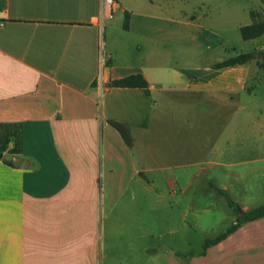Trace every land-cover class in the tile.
Returning a JSON list of instances; mask_svg holds the SVG:
<instances>
[{"label":"crops","instance_id":"0c3cea01","mask_svg":"<svg viewBox=\"0 0 264 264\" xmlns=\"http://www.w3.org/2000/svg\"><path fill=\"white\" fill-rule=\"evenodd\" d=\"M102 1L0 0V139L6 131L18 132L16 151L12 138L0 144V264H264V217L241 224L203 252L204 240L223 232L205 236L202 249L192 252L189 241L180 246L173 230H131L140 215L127 205L134 198L120 194L124 167L126 182L155 188V173H161L170 199H178L187 183L173 170L187 166L184 141L179 147L185 133L165 132L166 124L186 123L195 130L202 108L216 119L229 112L228 124L253 105L256 91L264 88L256 60L213 65L264 50V33L241 38L257 40L251 50L233 48L209 60L198 29L212 8L202 10L195 1L199 15L188 16L170 0H115L113 17L101 19ZM207 2L216 12L209 26L238 32L252 23L251 11L264 8L260 0L257 8L239 9L235 0ZM185 26L197 32L187 36ZM131 74L143 76L149 95L107 86ZM250 80L257 82L254 88ZM255 120L257 134H241L235 143L227 131L194 134L204 137L210 152L202 158L200 149L191 160L210 172L256 163L264 171V102ZM109 121L128 127L131 147ZM164 133L169 142L161 148L156 141ZM220 179L210 173L206 186L232 199ZM235 202L241 211L252 209ZM149 217L143 224L153 226ZM138 237L158 240L139 246Z\"/></svg>","mask_w":264,"mask_h":264},{"label":"rangeland","instance_id":"374dc122","mask_svg":"<svg viewBox=\"0 0 264 264\" xmlns=\"http://www.w3.org/2000/svg\"><path fill=\"white\" fill-rule=\"evenodd\" d=\"M195 1L201 2L204 7L214 8L213 5L207 2V0H170L171 6L175 8L180 7L182 12H186L188 16L191 14L199 15L197 8L194 5ZM259 0H235L234 7L239 9L241 6H249L251 8H257ZM201 6V5H199ZM212 9L208 12V17L204 20L199 21L200 29L199 32L203 31L205 34L204 39V55L209 60L214 58H221L225 56L228 52L234 48L238 51L249 48L253 49L257 45V40L252 42H247L241 40L240 33L236 29H231L228 27H211L207 24L208 19H211L215 15V11ZM259 11L261 18L264 19V8L256 9ZM258 13V14H259ZM183 14V13H181ZM187 36L193 35L197 30L185 26L181 28ZM227 40V41H226ZM264 46V38L261 40ZM182 62V61H179ZM254 66H257V61L254 62ZM257 82L254 80L249 81V87H255ZM256 96L254 104L246 106L242 111H238L233 117V120L227 124V116L229 112L220 115L217 119L212 116L208 108H202L201 113L198 111L197 118L200 119V123L196 124V129L189 127L183 123L179 125L166 124L165 132H184V139H180L179 147L181 149L183 141L186 144V156L185 162L187 166L185 168L177 167L173 170L175 175H177L181 180L186 182L188 186L185 187L181 194L176 195L178 199H174L173 202L170 199V195L166 192V185L163 183L159 176L161 173H155L158 179L155 181L157 188L150 187L144 183H139L135 179L128 178L126 182L125 177L128 176L126 168L123 167L121 178V191L123 199H131L132 202H127V205L132 207V213H136L139 217L133 220L130 229L136 231L138 234L140 232H150L161 234L168 230H173L175 232L174 237L181 240L180 246L189 241L191 244L188 246L186 243L187 250L192 252H198L202 249L201 241L205 236H211L219 234L220 232L226 231L227 227L231 224V218L233 221L236 220L237 213L232 208L227 205L226 199L215 194L212 190L208 189L206 186V177L211 173L217 180L221 178V181H226L228 190L232 195V199L237 202H241L250 208L257 207L264 203V171L259 168V164H241L232 168V171L217 170L214 171H204L200 169L199 164L191 160L190 156L195 157L202 151V158H207L210 149H206L204 137L199 140L195 135L203 134L208 135L214 132H228L229 135L232 133L234 136V143L238 141L241 134H257L259 124L255 120L256 113L262 109L264 97V88L260 91H256ZM251 112V115H250ZM249 114V115H248ZM251 116V117H250ZM192 126V125H191ZM13 130V129H12ZM15 131V130H13ZM160 134H162L160 132ZM170 134V133H169ZM195 134V135H194ZM1 142V141H0ZM169 142V139L163 134V137L156 141V144L162 148L165 144ZM1 144V143H0ZM146 144V141H145ZM126 150L127 149H122ZM123 156V155H122ZM125 157L123 156V160ZM200 158V157H198ZM236 163V161H235ZM160 164V163H157ZM125 166V164H123ZM201 171V172H199ZM199 172V173H195ZM198 174V177H193L189 179V175ZM229 176H228V175ZM240 175V177H237ZM230 177V178H227ZM190 181V183H188ZM157 196H162L161 200L156 201ZM175 197V198H176ZM168 201L170 203L168 204ZM125 203V202H124ZM242 209L241 205H238ZM152 219L153 226L148 224H143L145 216ZM126 228L129 229L127 226ZM138 228V229H137ZM159 237V236H158ZM158 237L154 239L148 237L141 239L138 237L137 245L143 244L146 240L148 242L156 243ZM156 241V242H155Z\"/></svg>","mask_w":264,"mask_h":264},{"label":"trees","instance_id":"16d2710c","mask_svg":"<svg viewBox=\"0 0 264 264\" xmlns=\"http://www.w3.org/2000/svg\"><path fill=\"white\" fill-rule=\"evenodd\" d=\"M260 2L264 5V0H260ZM250 16L252 19V23L239 28V33L243 40L255 39L264 33V19H259L258 18L259 14L255 11H251ZM126 20H127V13H125V23H124L125 26L127 24ZM252 60H256L259 68L264 70V50H253L245 53L241 52L228 59L215 63L213 67L216 69H222V68L232 67L238 64H244ZM107 86L120 87V88H139L146 95H149L148 83L145 81V79L141 74H131L123 78L111 80L107 83ZM109 123L120 133L126 145L128 147H131L133 144V139L131 137L128 127L124 124L115 121H109ZM6 133L7 134H5V139H0L1 145H3L4 147L9 141V138H12L15 145V148L13 150L16 151L17 150L16 146H18L17 130L6 131ZM0 158H1V154H0ZM213 187L215 188L214 185ZM217 191L225 197L227 205L230 208H232L234 211H236L237 217L235 222L229 227H227L226 231L217 235L214 238H208L204 240L203 252L209 246L214 245L220 242L221 240H223L228 234L235 231L241 224L264 217V203L252 209L242 211V213H239V206L235 201L231 199L230 195L223 189H217Z\"/></svg>","mask_w":264,"mask_h":264},{"label":"built area","instance_id":"2783aa9c","mask_svg":"<svg viewBox=\"0 0 264 264\" xmlns=\"http://www.w3.org/2000/svg\"><path fill=\"white\" fill-rule=\"evenodd\" d=\"M116 10V4L115 0H103L101 11H100V17L101 19H111L113 17V14ZM3 25V22L0 21V26Z\"/></svg>","mask_w":264,"mask_h":264},{"label":"water","instance_id":"95a60500","mask_svg":"<svg viewBox=\"0 0 264 264\" xmlns=\"http://www.w3.org/2000/svg\"><path fill=\"white\" fill-rule=\"evenodd\" d=\"M237 54H239V53H237ZM239 213H242V211L239 209Z\"/></svg>","mask_w":264,"mask_h":264}]
</instances>
